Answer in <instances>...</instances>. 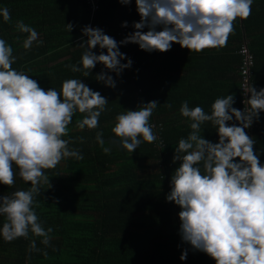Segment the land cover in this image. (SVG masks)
<instances>
[{
    "label": "trees",
    "instance_id": "trees-1",
    "mask_svg": "<svg viewBox=\"0 0 264 264\" xmlns=\"http://www.w3.org/2000/svg\"><path fill=\"white\" fill-rule=\"evenodd\" d=\"M2 8L9 10L11 19L5 22L0 16V39L13 49L14 69L24 71L45 90L61 91L63 81L81 79L109 103L96 129L80 130L77 123L84 114L77 111L68 135L62 137L72 141L69 147L79 149L83 159L67 158L55 169L43 170L50 187L40 185L34 210L45 230L53 229L50 244L46 247L31 233L12 242L0 236V264H215L181 240L180 209L166 200L179 166L173 163L175 148L191 132V121L179 110L187 101L190 108L200 106L210 113L215 99L233 94V107L243 111L249 88H264V0H253L250 16L234 21L225 46L195 52L173 44L167 52L148 53L136 44L121 45L126 57L121 63L131 59L132 65L119 76L108 72L115 88L95 79L102 70L107 72L102 64L88 77L72 72L69 65L82 67L85 49L79 45L87 39L82 35L85 26L102 29L118 43L134 32V22L140 21L135 0L128 5L118 0H0ZM20 20L39 34L30 49L23 47L28 34L16 27ZM124 22L127 27H122ZM93 51L101 52L99 47ZM153 100L159 102L150 118L157 140L142 142L129 153L112 133L115 118ZM232 123L238 125L234 118ZM201 129L203 138L218 142L210 122ZM97 132L103 133L109 153L97 143ZM246 132L256 141L254 151L264 164V112ZM29 187L17 170L13 186L0 184V197ZM4 221L0 216V228ZM33 239L40 251L29 253ZM185 250L187 258L182 261Z\"/></svg>",
    "mask_w": 264,
    "mask_h": 264
},
{
    "label": "clouds",
    "instance_id": "clouds-1",
    "mask_svg": "<svg viewBox=\"0 0 264 264\" xmlns=\"http://www.w3.org/2000/svg\"><path fill=\"white\" fill-rule=\"evenodd\" d=\"M118 2L128 5L131 0ZM135 3L140 21L134 22V32L119 43L100 28L82 29V35L87 37L79 45L85 49L82 67L69 65L72 72L88 77L97 64H102L107 72L102 70L95 79L115 88L108 72L119 76L132 65L131 59L121 63L126 58L119 50L121 45L136 44L148 53L167 52L173 44L195 52L225 46L234 32V21L250 16L253 0ZM0 16L5 22L11 19L7 8L0 9ZM16 27L28 34L23 47L30 49L38 40V32L23 20L17 21ZM66 27L69 32L73 29L71 23ZM122 27H127V22ZM97 47L99 54L93 51ZM16 59L12 47L0 39V184L13 186L17 170L25 183L30 182L28 190L0 197V216L5 218L0 236L12 242L27 239L31 233L42 238L41 243L47 247L53 229L45 230L34 210L40 185L50 187V178L43 170L55 169L67 158L83 159L79 149L69 147L72 141L62 137L68 135V126L77 111L84 114L77 123L80 130L96 129L109 102L81 79L63 81L61 91L45 90L37 80L12 67ZM249 93L248 107L243 111L233 107V94L215 99L210 113L200 106L190 108L187 101L179 110L191 121V132L175 148L173 163L179 162V166L171 176L166 200L180 209L181 240L207 254L215 264H264V164L254 151L256 141L246 132L264 112V88L257 91L251 86ZM158 105L153 100L116 116L112 133L122 149L133 153L142 142L152 144L157 140L150 118ZM233 118L239 126L229 124ZM206 122L217 130V143L203 138L201 126ZM96 141L106 154L111 151L104 147L102 132L96 133ZM28 251H40L34 239ZM42 254L47 257L46 251ZM186 258L187 250L180 256L182 261Z\"/></svg>",
    "mask_w": 264,
    "mask_h": 264
},
{
    "label": "built area",
    "instance_id": "built-area-1",
    "mask_svg": "<svg viewBox=\"0 0 264 264\" xmlns=\"http://www.w3.org/2000/svg\"><path fill=\"white\" fill-rule=\"evenodd\" d=\"M89 26H91V25H89Z\"/></svg>",
    "mask_w": 264,
    "mask_h": 264
}]
</instances>
